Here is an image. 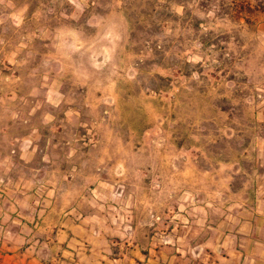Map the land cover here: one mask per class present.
Wrapping results in <instances>:
<instances>
[{
  "label": "rangeland",
  "instance_id": "rangeland-1",
  "mask_svg": "<svg viewBox=\"0 0 264 264\" xmlns=\"http://www.w3.org/2000/svg\"><path fill=\"white\" fill-rule=\"evenodd\" d=\"M15 115L43 172L115 186V212L264 217V0H0V127Z\"/></svg>",
  "mask_w": 264,
  "mask_h": 264
},
{
  "label": "crops",
  "instance_id": "crops-1",
  "mask_svg": "<svg viewBox=\"0 0 264 264\" xmlns=\"http://www.w3.org/2000/svg\"><path fill=\"white\" fill-rule=\"evenodd\" d=\"M18 120L0 127V264H264L258 211L176 196L156 220L135 205L115 212V186L43 172L50 149Z\"/></svg>",
  "mask_w": 264,
  "mask_h": 264
}]
</instances>
